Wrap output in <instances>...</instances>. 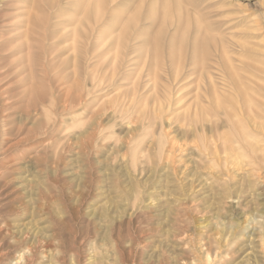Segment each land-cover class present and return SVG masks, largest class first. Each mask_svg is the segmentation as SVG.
Segmentation results:
<instances>
[{
	"label": "bare ground",
	"instance_id": "bare-ground-1",
	"mask_svg": "<svg viewBox=\"0 0 264 264\" xmlns=\"http://www.w3.org/2000/svg\"><path fill=\"white\" fill-rule=\"evenodd\" d=\"M170 1L0 0V8L17 13L0 27L6 28L1 53L13 52L32 75L45 42L52 50L45 60L54 65L68 42L63 54L71 62L60 97L50 92L49 105L39 106L46 122L36 127L24 119L35 126L32 136L13 135L10 118L0 117L3 158L57 132L27 159L0 162V255L4 245L11 250L6 264H130L136 255L146 263L182 264L184 251V264H264V64L237 58L248 49L264 51V42H252L264 41V16L263 22L240 18L251 26L235 31L234 18H219L226 0ZM52 106L71 110L70 117L54 122ZM66 150L70 172L60 166ZM90 161L102 169L87 172ZM43 162L57 188L52 196L44 195L40 171L30 174ZM114 175L131 188L132 209L126 204L111 216L109 202L85 208L93 191L104 196V182L117 187ZM152 180L157 185L144 189ZM233 202L235 211L228 212ZM45 207L58 218L55 228L38 223ZM177 207L185 217L182 234L168 226ZM147 217L158 220L153 226L162 234L135 243L129 235L123 242L129 256L121 261L124 221L133 231L137 219L139 234ZM92 228L117 239L107 244L104 235L97 245L95 236L89 239ZM181 241L186 246L177 249ZM232 254L242 260H229Z\"/></svg>",
	"mask_w": 264,
	"mask_h": 264
},
{
	"label": "rangeland",
	"instance_id": "rangeland-1",
	"mask_svg": "<svg viewBox=\"0 0 264 264\" xmlns=\"http://www.w3.org/2000/svg\"><path fill=\"white\" fill-rule=\"evenodd\" d=\"M171 1L170 2L173 5L176 4L175 0H171ZM198 1H201V0H198ZM226 1H227V3L229 5L219 6L218 7V11L221 12L222 14H224L225 17L224 16H219V18H222V19L230 18V17L234 18L235 20L232 22V24L236 26L235 31H241V30H244L246 27L251 26L250 24H247L246 21L241 22L239 20L240 18H244L247 15L248 16H252L251 18H256V19H259V20H261L263 22V20L260 19V18L264 16V0H226ZM194 4H196V2ZM4 8H6V9H4ZM12 10H15L14 7H12V6L8 7V6L5 5V7L3 6V7L0 8V23H2V25H0V27H3L4 25L6 26L7 23H5V21L10 20L12 17L17 15V13L13 12ZM223 12H232V13H223ZM237 17H238V19H237ZM222 19H220V20H222ZM13 22H15V20ZM0 29H3V31L5 29V31H6V28H0ZM262 40H263V36L261 38L257 39V40H253L252 42L262 45V43L264 42ZM67 43L66 44H61L62 47L60 46V49H61L60 51L61 52L63 51V52L59 53L61 55H60V57H58L57 61H55L56 64L57 63L58 64L54 65V63L51 62V60H45L47 56L50 57V53L52 51V50L49 49L48 43L45 42V45H43V49L39 48L36 51V54H37L36 60L37 61L35 62V65L36 66L40 65V66L36 68V69H38V70H36L37 73L32 74V75H30L29 66L26 65V63L25 64H19L16 61L18 56L16 58H14L15 57L13 55L14 53L13 52H9V51L1 53V49L2 48H0V117L4 118V117L8 116L10 118L11 123H12L11 126H12V130H13V135L16 134L18 131H21V133L23 135L25 134L26 136H29V137L32 136L34 134L33 131H36V129H34V127L35 126L36 127L41 126L43 123L46 122V119H44V117L40 113V109L41 108L39 106L41 104H45V105L48 104L49 105V101H48L49 99H47V95L50 92L56 94V97H60L59 93L61 92V90H60L61 86L69 84V82L71 80V78H70L71 77L70 76L71 70L69 69L71 67V62H70L69 58L67 57L68 54H63L65 52V50H64L65 48L64 47L69 45V43L68 44ZM259 48L258 49H255V48L254 49H248L247 50V54L239 56L237 58L241 59V60H245L247 62H250V63L254 64L255 66H260L261 67V65L264 64V57L262 56L261 53H263L264 51L260 50ZM24 54H26V52H24L22 55H24ZM24 68L29 70L28 71L29 73L28 72L27 73L23 72L22 69L24 70ZM45 68L48 71V75L47 76H45V74H44L45 73L44 72ZM194 78L197 79V77H194ZM261 82H264V80L261 81ZM53 107L54 106H52L51 111L53 113L52 119H54V122L59 123V119L57 118V116H59V115H61L62 118L63 117L64 118L70 117L69 114L71 113V110H68L66 112H61V111H57L56 109H54L55 107L54 108ZM27 117L32 119L33 120L32 122H34V123L36 122L34 124L35 126H32V124L28 125V121L24 120ZM22 118H23V120H22ZM49 134L45 135V137H43V138L39 137L37 139V141H34L32 143H29V144L25 145L22 149H20L18 151L15 150L14 152L10 153V155L5 156L4 158L2 156L3 150H1V142L2 141L0 139V141H1L0 142V162L6 163V162H9L11 160H14V157H15V159H17L20 156L21 157H26V159H27L28 156H30L29 155L30 153L34 152V150H37V147L38 148H42L45 144L47 145V144L53 143V141L56 138L55 136H56L57 132H56V130H54L52 128L49 131ZM58 137H59V135H58ZM14 138H15V136H11V138L8 139L9 142H10V140H13ZM49 139H50V141H49ZM70 153L71 152H69V150H66V153L63 152L62 159L64 158L63 162L65 164L63 162L60 164V166L62 167L61 171L66 172V171L69 170L68 172H70L71 169L74 167L73 166L74 164H70V163L66 164L67 161L65 162V160H68V157H71ZM44 163L47 165L46 162H43V163H40V164H36V165H32L31 169H30V174H31V177H32V176L37 175L36 172L40 171V173L38 175L40 176L41 181H42V185L45 188L44 195L48 196V194L50 193V196H52V195H55V192H56L57 188H56V186L54 184L53 179L50 176V174H51L50 171H49L50 166L48 165V167L46 168V165ZM86 163H87V160H85V158H83V161L80 164L83 166ZM94 163H95V161H92L90 163V166L91 165L92 166L90 168H88L90 171H87V172L95 173V171L97 172L98 169L99 170L102 169L101 166H99L98 164H97V166H95L96 164H94ZM50 164H52V163L50 162ZM42 172H43V174H42ZM115 176L116 175L113 176V179H114L113 183L117 187H120V188H117V187L110 188V183L108 184L107 182L103 181L105 184H101V185L102 186L105 185V187L107 188V189L104 188L105 192L103 191L104 192V196L105 195L106 196L104 197V196L98 195L99 192H97V191L94 192L93 191L94 194L91 193L90 194L91 197L89 196L87 198V202H86L87 204H85V208L90 206V205L94 206V207H99L100 205H103L106 202L107 203L109 202L110 205H111V208H112V211H110L111 212V216H115L116 215V211L118 212V208L123 207V205L127 204V205H129L130 208L132 207V203H131L132 202V199H131V188L130 187H125V184H123V185L120 184V182L124 180L123 179L124 177L117 178V176L116 177ZM12 179H13V177H12ZM117 181H118L119 184H116ZM153 181H154V183H153ZM155 182H156L155 180H152V181L148 182V185H146V187H144V189L151 188L152 186L153 187L156 186L157 183H155ZM108 185H109V187H108ZM93 187H97V186H93ZM124 188H127V189H124ZM46 190H47V192H46ZM53 190H55V191H53ZM105 193H107V194H105ZM111 198H113V199H111ZM261 198H264V196H262ZM235 202H233V204L230 203L228 205L229 207L227 206L228 212H229V209H230V211L231 210L235 211V209H233V205L236 204ZM96 203H97V206H96ZM130 204H131V206H130ZM12 206L13 205H11V207ZM129 207H128V209H129ZM45 208H46L45 210L40 211V217H39L40 221L38 223L40 224V227H45V226L49 227L50 226V228H55V224L58 222V218L53 215V211L51 209H48L47 207H45ZM179 210H180V213H178ZM174 213H175V215L173 217L174 218V221L172 222L173 224L172 223H168V226L170 225V228L172 227L171 228V229H173L172 232L182 234V232H183L182 228L184 227L183 225L185 224V217L183 216L184 212H183L182 207H177L175 209ZM144 215H146V214H144ZM146 216L150 217L151 215L148 213ZM205 216L208 217V215H205ZM149 217H147L145 219L146 221L144 220V222H146V223H145V225H142L143 226L142 229L140 228L142 231H140L139 234H138V227H136L137 226V219H134L135 220L134 223H133L134 226H132V230L133 231L126 230V226L128 225L129 219H126L124 221L125 222V225H124V228H125L124 234L125 235L120 240V244H119L120 247L117 250V252H118L117 256H123V259L121 261L124 260V256H126L125 260H127V257L129 256V252L128 251H127V253H125V251H123V247H124L123 242L127 239V237L129 235H130V238L132 237L133 243H135L136 237H137V240H142V239H146V237L150 238V237H153L154 235L156 237H158V236H160L162 234L163 231H160V232L158 231L160 227H158L156 225H155L156 227L153 226L154 225L153 223L157 222L158 220H156V218H154V217H153V219H150ZM201 217L202 216L200 215V216L195 217V218L197 220H199V218H201ZM181 219H183V220H181ZM6 221L8 222V220H6ZM107 221H109V219L108 218H104L103 220H101L100 223H101V225L105 226L104 224L107 223ZM200 222H201V220H200ZM200 222L198 221L197 223H200ZM49 223H50V225H49ZM8 224H10V223L8 222ZM116 224L114 223L113 225H116ZM149 224L151 226H153V227L149 226ZM174 227L177 228V229H175ZM117 229H115V231L113 233H116ZM175 230L178 231V232H176ZM91 232L92 233L90 234V236H89L90 238L89 239L92 241L93 237L95 236L94 239H96L95 242L97 243V245H99L100 243L102 244L101 240L105 236H107V239H106L107 244H108V242H110V239L111 240L113 238L117 239L116 235H114V236L112 235V232H108V234H109L108 235V234H106L107 233L106 231H103V229L94 231L93 228H92ZM142 232H144V233H142ZM0 236H2L1 233H0ZM177 238H179L178 235L174 236V238L171 239V240H175L176 243H177L178 242ZM1 243L4 244L5 241L4 240H0V244ZM179 243H180V246L177 249H181L182 248L181 246H184V247L186 246V241H185V243L182 242V241L179 242ZM128 245L129 244H127V246ZM2 253L3 254L0 255V264H6L5 262H8L6 260V258L11 254V250L6 249V245H4ZM181 256H182L181 257V262H183L182 264H184V259L188 258L186 251H184V253ZM229 257H230L229 260H232L233 262L235 261V263H238V262H240L242 260V258H238V256L234 255V254L230 255ZM117 258H119V257H117ZM130 264H152V263H149V262L146 263L145 261H142L140 255H136V257L131 261Z\"/></svg>",
	"mask_w": 264,
	"mask_h": 264
}]
</instances>
